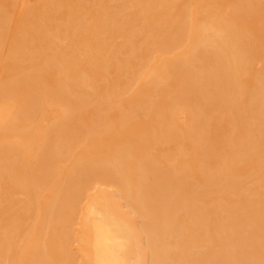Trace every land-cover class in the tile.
I'll return each instance as SVG.
<instances>
[{"label":"bare ground","instance_id":"obj_1","mask_svg":"<svg viewBox=\"0 0 264 264\" xmlns=\"http://www.w3.org/2000/svg\"><path fill=\"white\" fill-rule=\"evenodd\" d=\"M179 2L0 0V264H74L98 183L83 264H264V0Z\"/></svg>","mask_w":264,"mask_h":264},{"label":"rangeland","instance_id":"obj_2","mask_svg":"<svg viewBox=\"0 0 264 264\" xmlns=\"http://www.w3.org/2000/svg\"><path fill=\"white\" fill-rule=\"evenodd\" d=\"M186 2H183L184 3H187V2H195L196 0H185ZM204 0H200L199 2V5L200 3L203 4L205 2H202ZM209 2H215V1H219V0H207ZM6 2V9H10V10H13V13H12V24L14 22V20H16L18 18V15L21 13V11H23L25 8L29 7V6H35L36 4H38L39 0H17V3L15 6H11L10 5V0H5ZM182 2V3H183ZM208 2V3H209ZM192 3H189V5ZM179 4L181 5V0L179 2ZM194 4V3H193ZM182 5H185V4H182ZM187 6H188V3H187ZM226 6V5H225ZM174 11V10H173ZM176 11V10H175ZM174 11V12H175ZM259 24H261L260 22L257 24V28L255 30V34L256 36L257 35H260V36H264V30H261L259 29ZM259 29V30H258ZM262 31V32H261ZM260 33V34H259ZM262 34V35H261ZM260 42V41H259ZM261 43V42H260ZM257 61V60H256ZM255 61V62H256ZM260 64L258 62H256V64L254 65L255 67H260L259 66ZM28 67V64L27 63H23L22 64V67L20 70L18 71H14V70H11V69H6L5 71H3L1 74H0V81L2 80H6V79H10L11 76L15 75L16 73H18L19 71L23 70L24 68ZM254 67V68H255ZM112 71L111 72H115L113 75L112 74H109V76L111 77H117V83H121V82H124L126 80V76L119 70H117L115 67L111 69ZM138 70V69H137ZM244 80H247L249 83L248 84H251L250 82L253 81V76H248L246 77V79L243 78V81ZM54 80H50V82H52ZM92 107V106H91ZM165 147H168V146H163V148ZM96 185V184H94ZM99 186H101L99 183L94 186V188L90 189V191H88V196H86L81 204V209L78 213V218L76 220V223L74 225V231L75 233H73V238H74V241L72 243V249H73V252L76 256V259H75V262L74 264H83V256H84V251L80 245V242L78 240V234L80 233L79 230L81 229V226H82V220H83V214H84V207L87 206V204L89 203L90 201V197L95 194L97 192V190L99 189ZM101 187H104L103 185ZM18 189V187H14V188H10V191H16ZM106 189H108L111 193H116V188L113 187V186H106ZM20 190V189H19ZM18 198H22V194H18L17 195ZM6 204H4L5 206ZM15 209V208H14ZM0 224H3V222L0 220Z\"/></svg>","mask_w":264,"mask_h":264}]
</instances>
